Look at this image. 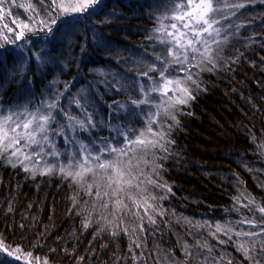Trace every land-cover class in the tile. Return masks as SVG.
I'll return each mask as SVG.
<instances>
[{
  "label": "trees",
  "instance_id": "obj_1",
  "mask_svg": "<svg viewBox=\"0 0 264 264\" xmlns=\"http://www.w3.org/2000/svg\"><path fill=\"white\" fill-rule=\"evenodd\" d=\"M162 2L102 0L95 11L72 19L79 22L75 38H62L45 51L58 59L47 61L55 69L73 73L63 79L52 68L45 67L42 75L32 72L35 93L52 77L60 80L58 94L70 82L88 86L91 103L84 105V114L89 111L100 127L106 126L107 118L97 110L107 107L111 93L128 101L130 94L116 84L117 75L141 71L137 58L146 56L154 42L149 28ZM0 5L6 7L3 22L8 25L15 18L36 28L40 24L46 33L47 27H58L50 24L53 0H0ZM242 5L219 16L220 26L228 21L221 29L227 39L223 52L212 69L192 81L193 98L177 108L174 119L168 118L164 139L153 151L150 204L137 201L115 210L118 216L106 215L115 220L111 223L94 212V197L70 178L32 176L0 159V244L47 264H261L259 232H246L254 231L247 229L248 221L264 230L259 211L264 207V0ZM70 17L61 24H70ZM118 49L129 59L116 62ZM10 64L14 60L0 61V94L11 97L23 69L4 74ZM93 68L105 69L106 78L99 75V80L89 71ZM79 72L88 78L78 81Z\"/></svg>",
  "mask_w": 264,
  "mask_h": 264
},
{
  "label": "rangeland",
  "instance_id": "obj_2",
  "mask_svg": "<svg viewBox=\"0 0 264 264\" xmlns=\"http://www.w3.org/2000/svg\"><path fill=\"white\" fill-rule=\"evenodd\" d=\"M243 1L214 0L218 10L212 14L211 19L217 21L220 15L233 12L234 8H237L234 5L242 4ZM57 2L65 5L69 3L81 5L86 0H57ZM162 3L159 7L161 11L153 18L154 22L149 28L150 37L154 42L149 44L148 49L146 48V56L137 58L136 69L141 71L138 72L139 74L136 73L137 75L123 73L117 75L116 84L122 87L125 94H130L128 101L124 99L125 97H118L116 100L114 96L117 94L111 93L110 98H107L109 99L107 107L97 110V113L103 112L107 118V125L104 127L97 124L94 115L89 111L84 114L85 106L91 103L88 99L91 97L88 86L83 88L81 84L70 82L58 94L57 87L61 86L60 80L52 77L47 85L43 87L42 84L40 85L37 94L29 79L32 72L34 75H42L45 67L57 70L59 77L73 73L70 69L63 72L60 66L55 69L56 66L47 61H58V59L54 55H47L45 50L54 47L53 42H59L62 38L66 41L74 39L77 34L75 30L79 25V22L75 23L74 20L83 17L88 11L93 12V9L90 7L87 12L63 15L55 6L52 12L55 14L54 19L57 20L58 27L46 33L47 30L42 25L38 24L36 28L24 19L13 22L16 19L11 18L10 25L4 23L6 7L0 5V45H2L0 61L15 62L5 66L6 70L3 73L7 74L15 67L23 69L22 76L13 82L18 86L16 93L11 97L0 94V159L8 165L20 166L32 176L55 173L70 178L87 194L94 197L90 206L101 216L108 214H111L110 217L118 216L115 210L126 208L137 201L141 206L150 204V201H147L152 198L148 183L153 179L152 172L156 168L153 151L161 138L164 139L168 118H172L177 108L189 100L181 89L186 88L191 95L192 81L200 71H208L214 67L212 64H215L221 56L227 41L226 37L221 35V29L228 21H223L222 26L219 23L213 24L208 32H200L199 37L193 35L191 30L193 27L200 29L204 26L195 24L194 20H189L184 14L189 11L195 13V5L200 3V0H163ZM69 11L71 12V9ZM69 16L72 22L61 24L60 20ZM178 16H183L184 19H176L175 17ZM185 23L190 27L185 28ZM173 24L176 28L172 27ZM216 30H219V34ZM8 32L12 38L7 35ZM21 32L23 36L17 39ZM181 33L186 35L182 36ZM29 34H32L33 39ZM36 36L39 38L37 39ZM177 40L184 47L177 46ZM189 40L196 42L195 47L199 52H193L187 47ZM205 46L210 51H205ZM116 51L117 55L114 56L116 62L129 59L122 49ZM201 52L204 56H210L211 60L205 59L200 55ZM37 54L40 55V60H37ZM185 56L188 57L187 60L184 59ZM193 56L195 59H192ZM30 58H32V69L28 68ZM18 60L21 61L20 64L16 63ZM89 71H93L98 78L99 75L103 78L107 76V71L103 68H93ZM79 73L80 76L75 77L78 81H83L81 77L86 76ZM189 75L192 77L191 80L187 79ZM177 81L179 83H176ZM57 82L59 85L56 84ZM69 85H73L74 90L71 91ZM179 100L186 102L178 103ZM53 103L56 107L50 108L49 105ZM45 116L52 118L45 123L42 119ZM114 120L119 122L115 123ZM26 123H29L27 129L23 127ZM40 125H43V130L40 129ZM101 204H106L110 209ZM108 218V222H115L113 218ZM250 228L254 231L246 233L259 232L257 242H261L260 248L264 247V232L261 231L263 229L252 224L247 227ZM261 255L262 261L257 258L261 264H264V255ZM244 256L246 257V254ZM0 261L2 264H47L33 258L20 248H9L5 244H0Z\"/></svg>",
  "mask_w": 264,
  "mask_h": 264
},
{
  "label": "snow or ice",
  "instance_id": "obj_3",
  "mask_svg": "<svg viewBox=\"0 0 264 264\" xmlns=\"http://www.w3.org/2000/svg\"><path fill=\"white\" fill-rule=\"evenodd\" d=\"M100 3H102V0H86V2L84 4L81 5H73L71 3L65 5L62 3H58L57 0H53V4L56 6L57 9H60L62 11L63 15H71L73 12H87L88 9L91 7L93 9V11H95V7L98 6ZM177 7H180V5H177ZM234 7H243L242 4H238V5H234ZM69 9H71V12L69 11ZM195 9L196 12L193 13L192 11L186 12L184 15L187 16L189 18V20H194L195 24H199V25H203L204 27H201L200 29H196V28H192V32L193 35L196 37H199L200 32H208L209 29H212L213 24L218 23V21L211 19V16L214 12H216L218 9L214 4V0H200V3L195 5ZM176 19H180L183 20L184 17L183 16H178L175 17ZM52 24H56L57 20H52L51 22ZM25 27H27V25H25ZM173 28H176V25L173 24L172 25ZM185 28H189L190 25L188 23L184 24ZM52 29L49 27V31H51ZM217 34H219V30H216ZM181 35H186L184 33H181ZM21 36H23V32H21L17 39H19ZM195 43L193 40H189L188 41V48H191L193 52H199V49L195 47ZM177 46L179 47H184V45L180 44V41L177 40L176 41ZM0 47H2V45H0ZM205 51H210V49L207 48V46H205ZM200 55L204 56V53L201 52ZM205 59H208L209 61L211 60L210 56H204ZM41 57L39 54H37V60H40ZM185 60L188 59L187 56H185L184 58ZM192 59H195V56L192 57ZM180 63H183V61H178ZM161 75L163 76V73H161ZM187 79L191 80L192 77L191 75H189L187 77ZM167 83H172V81H167ZM176 83H179V81H177ZM194 83V81H193ZM166 91V90H165ZM181 91L185 92V94L188 96L189 99L193 98L189 93L188 90L186 88L181 89ZM186 100H179L178 103H185ZM133 103H137V101H133ZM139 103H143V101H139ZM50 108H55L56 104L53 103L51 105H49ZM52 117L50 116H45L42 117V119L45 121V123H47ZM174 119V117H173ZM31 123V122H29ZM29 123H26L23 125L24 128H28L29 127ZM40 129L43 130V125H40ZM35 142V141H33ZM139 143H144V141H138ZM101 167H105L104 165H101ZM251 202V201H250ZM259 211L261 213H264V207L260 208ZM248 223H252L253 226L254 222L252 221H248ZM87 226V225H86ZM217 230H219V226L217 227ZM264 231V230H262ZM246 235H257V233H246ZM246 251V250H245ZM261 251H264V249H261ZM11 254V253H9Z\"/></svg>",
  "mask_w": 264,
  "mask_h": 264
}]
</instances>
